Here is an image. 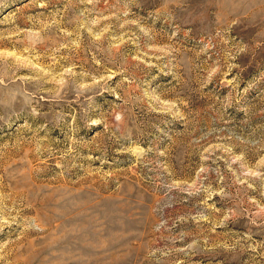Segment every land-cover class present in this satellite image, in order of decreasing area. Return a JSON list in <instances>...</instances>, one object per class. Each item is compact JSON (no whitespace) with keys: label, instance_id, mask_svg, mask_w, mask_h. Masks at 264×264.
<instances>
[{"label":"rangeland","instance_id":"1","mask_svg":"<svg viewBox=\"0 0 264 264\" xmlns=\"http://www.w3.org/2000/svg\"><path fill=\"white\" fill-rule=\"evenodd\" d=\"M0 264H264V0H0Z\"/></svg>","mask_w":264,"mask_h":264}]
</instances>
